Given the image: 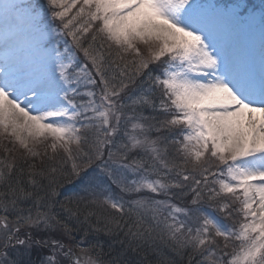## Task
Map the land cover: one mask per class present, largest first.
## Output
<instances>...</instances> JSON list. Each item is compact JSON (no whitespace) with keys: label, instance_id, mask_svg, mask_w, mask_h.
<instances>
[{"label":"snow or ice","instance_id":"obj_1","mask_svg":"<svg viewBox=\"0 0 264 264\" xmlns=\"http://www.w3.org/2000/svg\"><path fill=\"white\" fill-rule=\"evenodd\" d=\"M0 131L29 153L50 144L69 179L92 174L74 209L55 200L57 167L5 163L0 264H28L21 248L44 249L40 264H160V244L167 264H264V8L0 0ZM57 227L64 240L21 236ZM101 233L122 237L107 260L86 244Z\"/></svg>","mask_w":264,"mask_h":264},{"label":"rangeland","instance_id":"obj_2","mask_svg":"<svg viewBox=\"0 0 264 264\" xmlns=\"http://www.w3.org/2000/svg\"><path fill=\"white\" fill-rule=\"evenodd\" d=\"M29 147L33 148L34 152L29 153L28 150L23 148V146L18 141H16L13 136L4 134L2 131H0V169L4 168L5 163L15 164L17 167L19 165L20 166L25 165L24 167H26V170L29 169L28 172L39 171L42 169V167L48 172H50L52 167H57V169L61 171L57 170L55 177L57 178L68 177V173L71 168V162L70 161L66 163L62 162L59 156L53 157V150L50 144L46 145L44 143L37 141L36 143H30ZM45 153H47V155H45ZM66 166L69 169L68 168L66 169ZM91 176L92 174L90 176L82 177L81 179L79 178L80 179L79 182H76V183L82 185L81 187L82 190H79L76 192H75L76 188L69 190V187L59 192L60 188L55 186V188L57 189L56 191L59 193V196L63 198V202H64V199H67L68 197H69V201H70V198H76L75 196L84 197L85 196L84 189L89 186V181L91 179ZM72 179H73L72 183L77 181L76 180L77 177H72ZM65 203H67V201ZM1 215H3V213H1ZM62 220H64V218ZM22 231L29 232L33 238L48 236V237L55 238V239H63L64 237L63 233L59 230L58 227H57V230L55 231H40L36 228L22 229ZM32 250L42 252L41 253L42 256L45 251L44 249H40V248H33ZM30 252L31 250H28L26 252V249L17 250L15 252V256L18 260L23 259L27 261V259L30 258L29 257ZM33 261H36V260L34 259ZM28 264L30 263L28 262Z\"/></svg>","mask_w":264,"mask_h":264},{"label":"trees","instance_id":"obj_3","mask_svg":"<svg viewBox=\"0 0 264 264\" xmlns=\"http://www.w3.org/2000/svg\"><path fill=\"white\" fill-rule=\"evenodd\" d=\"M67 168L68 167L66 166V169ZM28 170H26V167H25V177L27 176ZM58 171H61V170L58 169ZM55 180H56V184L54 185V187L55 186L59 187L60 188L59 192H61L63 189L68 188L71 185V182H72L73 179L72 178L69 179L68 177H64V178L55 177ZM43 183L45 185H47L48 184V180H44ZM55 200L58 201L59 203H65L67 201V203H65V204H68L70 207H73L75 209V205H74V203H70L69 197L67 199H64V202H63V198L58 195V197L55 198ZM59 203L56 204V206L54 207L53 211L59 213L60 219L64 218V220H66L67 219V213L63 212L60 209ZM21 206L25 208V212L23 213L24 215L28 214L27 209H29L31 207H32L31 210L33 209L32 214H35V212H36L35 208L31 204V202H27V203H25L24 205H21ZM82 210H83V208H82ZM90 210H92V209H90ZM95 210L96 211H101V209H95ZM0 215H1V213H0ZM81 219H82V217H81ZM93 220H95V218H93ZM67 222L70 225H73V226L76 224V221L74 219L73 220H68ZM75 235H76L77 239L79 240L81 233H75ZM120 238H122V237L121 236L109 237V236H106L103 233H101L98 236L97 235L89 236V239H88V241H86V244L96 243L97 241H99L102 244V246H103L102 247L101 259L107 260V259H110V258L116 256L117 253H119L121 251V245L118 244V243H115V241L120 239ZM64 239H65V237H63V239H60V240H64ZM110 245H111V247H110ZM97 251H100V250L98 249ZM40 255L41 254L38 251L36 253H35V251H32L29 254L30 258L27 259V261L30 264H37V261H33V260L35 259V257H38ZM149 259H151L153 261H157L158 260V261H160V264H167V261L170 260V259H174V257L172 255V253L168 250L167 247H165L163 244H160V245H158V247L156 249V252L154 254H150L149 255Z\"/></svg>","mask_w":264,"mask_h":264}]
</instances>
